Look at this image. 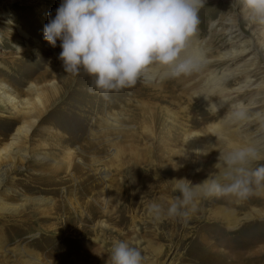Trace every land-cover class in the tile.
I'll use <instances>...</instances> for the list:
<instances>
[{
	"label": "rangeland",
	"instance_id": "rangeland-1",
	"mask_svg": "<svg viewBox=\"0 0 264 264\" xmlns=\"http://www.w3.org/2000/svg\"><path fill=\"white\" fill-rule=\"evenodd\" d=\"M61 3L0 0V83L9 95L27 100L24 123L15 122V110L0 102V152L17 137L19 129L24 142L20 153L0 157V175L4 176L0 187V264H56L58 205L69 208L75 201L70 192L89 190L80 199L85 206L94 193L99 192L102 198L108 187L119 194L114 203L129 204L123 223L105 218L122 237L108 235L107 247L93 256V250L80 244L68 245L71 251L68 249L67 257L74 264H107L109 252L120 241L140 250L143 264H264V199L236 200L233 194L212 191L208 196L202 181L218 177L219 162L214 158L211 175L183 178L186 156L181 147L169 145L172 152L167 154L162 150L167 145L157 144L152 137L151 117L157 103L161 104L158 99L140 96L134 87L102 94L94 86V77L83 69L77 75L67 73L59 59L61 42L52 47L43 31L49 14L54 18ZM250 16L243 0H206L199 10L198 26L205 55L212 60L210 66L239 73L229 87L249 81L251 88H243L223 107L237 102L248 107L250 122L242 128L246 136L234 139L247 147L258 132H264V51L257 49L264 44V23L251 22ZM232 22L239 28L237 38L227 34ZM242 49L246 53L234 60L220 59L226 52ZM32 84L35 91H29ZM141 84L142 76L136 86ZM190 112L203 117L195 110ZM166 127L160 133L165 141L172 135L166 133ZM221 144L216 146L217 153L231 151ZM156 151L161 155L159 161ZM261 164L264 161L254 167ZM169 169L178 172L169 175ZM104 170L109 174L106 179L101 177ZM176 180H185L190 186L191 198L186 204ZM250 187L253 195L264 192V184L253 182ZM217 197L224 201L216 202ZM172 202L180 203V214L168 215ZM153 204L160 206L158 214L152 210ZM63 219L68 230L81 225L75 215L66 213ZM65 233L63 239L67 240L71 236Z\"/></svg>",
	"mask_w": 264,
	"mask_h": 264
},
{
	"label": "clouds",
	"instance_id": "clouds-1",
	"mask_svg": "<svg viewBox=\"0 0 264 264\" xmlns=\"http://www.w3.org/2000/svg\"><path fill=\"white\" fill-rule=\"evenodd\" d=\"M206 0H62L54 18L44 26V39L52 46L59 40V59L67 73L77 75L83 69L94 77V86L102 94L134 87L151 66L170 69L171 75L189 74L197 67L193 55H182L200 24L199 10ZM254 19L264 23V0H243ZM237 117L243 112L237 111ZM218 177L209 178L215 194L247 197L250 185L264 184V164L249 169L264 159L255 149L241 147L220 153ZM183 203L191 198L185 180H176ZM157 214L160 206L153 204ZM180 203L172 202L168 215L180 214ZM136 247L120 241L109 252L107 264H143Z\"/></svg>",
	"mask_w": 264,
	"mask_h": 264
},
{
	"label": "bare ground",
	"instance_id": "bare-ground-1",
	"mask_svg": "<svg viewBox=\"0 0 264 264\" xmlns=\"http://www.w3.org/2000/svg\"><path fill=\"white\" fill-rule=\"evenodd\" d=\"M256 20L257 19H254L253 16H250L251 22H255ZM237 26L238 25L236 22H232L230 24V28L227 30V34H229L231 38H237L240 36L239 28ZM203 42L202 32L197 30L196 34L188 42L185 52L182 54L184 56L193 55L198 60L197 67L194 68V70L189 74H182L179 77H174L171 75L170 69L159 65H153L144 74H142L143 84L140 86L135 85L133 89L136 90V93L140 96H150V98L158 99L161 103H157V110L153 112V116L151 117L152 137L156 139L157 144L159 145L160 143L164 142L167 147L169 145L181 147L182 153L186 156V161L183 165L184 172L182 173V176L183 178L189 179H201L207 175H211L212 172L215 171V169H211V167L214 158H216L219 162L218 158L220 153L216 152V146L219 142L222 143L221 145L231 148V151L248 146H244V143L243 146H241L234 142L235 138H242L241 136L245 135H243L242 128H245L250 122L247 112L248 107L243 105L241 102H237L236 104H233L225 109H223V107H225L238 93L242 92L243 88L245 90L251 88L250 84L248 85L249 81H243L244 84L239 82V86L234 89L229 87V85H232V82L236 80V76L239 75V73L231 70L221 71V69L218 67H211L210 63H212V60L208 59V57L205 55L207 49L204 47ZM260 45L261 48H256L259 50L262 49L264 51V44ZM244 53H246V49L234 52H226L221 56L220 59L234 60L236 57H239ZM217 65L220 66L221 64L218 63ZM201 71L203 72V76L199 77L198 75ZM197 77L199 79L198 81H196ZM165 83L166 85H164ZM194 83L198 84L193 86ZM4 88V84L0 83V102L8 105V107H12L15 110V122L24 123L27 119V114H25V105L27 100L22 101L19 99V97L9 95L6 93V91H3ZM35 89V85L32 84L29 88V91H35ZM183 101L188 102V105L183 106ZM175 107L178 108L179 111H177V109L175 111ZM190 110L197 111L198 113L202 114L201 116L203 117L199 118L192 116ZM237 111H242L243 116L237 117L235 115ZM206 123L207 126L203 127ZM235 123L237 124V129L228 128V126L232 127L233 125H236ZM165 125H167L165 128L166 133L168 135H171L170 133H172L171 136L167 137L166 141L160 137L161 129ZM22 131L23 130L19 129L16 133L17 137L1 150L2 152H0V157L7 158L11 155H14L15 153H20L19 148L24 147V142L21 138ZM255 138L257 139H254L255 141L252 140L250 147L255 149L259 155L264 156V132H258ZM244 139L243 141H245ZM16 145L17 150L15 147ZM159 150H161V148ZM162 150L167 154L172 152V149L169 147L163 148ZM212 150H215V155H213V157H211ZM156 154V161H159L161 159L159 151H156ZM24 155L27 156L25 152H23L22 158L26 159ZM259 161H264V159ZM256 162L258 161H255L248 166L250 170L255 168L254 166ZM219 164L221 169H223V163L220 162ZM177 172V169L168 170L169 175L175 174ZM101 174L103 179H106L109 175L106 170L102 171ZM156 176L159 175L157 174ZM3 181L4 176L0 175V187ZM204 181L205 180L202 182ZM202 186L206 188L207 194L209 196V192L211 191L209 184H202ZM70 193L74 195L75 200L70 202V207L67 208L65 204L61 206L58 205L57 207V216L60 219L58 222L57 234L60 237V241L57 244L58 257L56 264H74V260L72 261L67 257L68 252L71 251L68 245L80 244L87 250H93V254H91L93 256L94 254L100 253L107 247L108 235L118 234V236L122 237L121 233L107 225V220H115V222L123 223L125 220L124 212L129 205L127 201H123L118 204L114 203V198L119 197V194L111 190L110 187L107 188V191H104L102 198L98 197L99 192L97 194L94 193L91 196L92 199L85 203V206L80 203V199L83 196H87L90 193L89 190H73ZM234 196L237 200L236 197L238 196ZM247 198L259 201L264 199V192L260 195H253L250 193ZM228 199L230 198H225V200ZM221 201L223 202L224 198H216V202ZM239 203L240 202L238 200L236 204ZM66 213L75 215L77 220L81 222V225L77 227L73 226L74 229L69 228L68 230L63 219V216ZM105 218H107V220ZM91 222H94V226L89 225ZM70 224H72V222H70ZM65 232H68L67 234L71 236L69 238L67 237V240L63 239V235L66 234Z\"/></svg>",
	"mask_w": 264,
	"mask_h": 264
}]
</instances>
